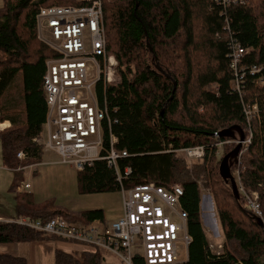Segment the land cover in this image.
<instances>
[{
  "label": "trees",
  "instance_id": "obj_1",
  "mask_svg": "<svg viewBox=\"0 0 264 264\" xmlns=\"http://www.w3.org/2000/svg\"><path fill=\"white\" fill-rule=\"evenodd\" d=\"M0 8V112L6 93L23 81L24 120L0 118L11 125L0 132L6 165L16 170L12 190L24 179L19 167L40 162L43 148L34 142L43 134L48 106L43 90L47 62L57 58L38 37L36 17L43 7L69 6V0H3ZM103 21L107 52L118 61L120 82L97 86L101 106L106 105L113 121L105 122L104 156L110 149L126 151L119 161L124 188L154 183L184 189L181 199L188 214V231L193 241L186 264H264V229L245 206L244 196L236 201L230 184L220 177L221 161L215 145L220 132L234 126L247 127L243 101L257 103L260 123L253 124L254 137L238 161L239 182L244 189L260 195L264 213V77L248 71L243 97L231 89L230 43L236 41L250 50L246 67H264V0H248L246 5L220 9L213 0H103ZM9 111H13L12 109ZM205 146L207 156L190 162L179 157V150ZM214 147V149H213ZM212 149V150H211ZM234 148L223 155L225 157ZM29 159L20 161L19 152ZM126 168L131 169L125 175ZM81 195L120 193L116 172L105 161H96L78 173ZM212 189L217 217L224 237V252L209 250L203 219V190ZM19 214L47 222L63 216L69 223L87 225L105 221L102 210L72 212L55 201L35 205L31 196H21ZM58 240L35 230L0 223V244ZM91 248V247H90ZM1 264H26L23 259L1 256ZM55 264H105L102 251L80 255L58 251ZM134 264H145L136 258Z\"/></svg>",
  "mask_w": 264,
  "mask_h": 264
},
{
  "label": "built area",
  "instance_id": "obj_2",
  "mask_svg": "<svg viewBox=\"0 0 264 264\" xmlns=\"http://www.w3.org/2000/svg\"><path fill=\"white\" fill-rule=\"evenodd\" d=\"M213 1L223 10L248 3V0ZM36 25L39 39L58 57L47 62L43 90L48 111L43 134L34 142L42 146L43 152L49 149L57 154L63 163L79 173L96 161H105L116 172L120 193L124 197L125 214L110 224L101 220L87 225L72 224L63 216L47 222L24 216L15 219L0 217V223L14 224L58 240L83 244L117 258L123 264H134L136 258L143 259L145 264H178L181 246L188 251L193 241L188 231V214L181 204L183 187L180 184L162 187L150 183L124 188L125 178L119 161L127 157V152L115 148L117 138L112 134L110 149L102 155L104 124L107 122L110 129L113 121L107 106L99 103L97 86L100 83L105 87L116 86L120 82L118 61L107 52L103 0H75L74 5L43 7L36 17ZM230 49L231 89L243 97L242 79L246 71L251 75H261L264 67H246L243 59L250 50L236 41L230 43ZM258 82L264 85V77H260ZM242 106L247 127L239 157L251 144L254 137L252 126L260 123L261 117L257 103L243 101ZM1 126L0 131L5 130ZM216 139H220L218 135ZM231 142L237 146L239 139L219 140L214 146L216 154ZM207 151V147L198 146L179 150L178 153L194 162L203 160ZM17 158L20 161L29 159L23 151L18 153ZM36 164L32 162L17 170H34ZM130 173L131 169L126 168L124 174L127 176ZM234 177L240 196H244L246 208L264 222L260 195L244 189L239 182V172ZM21 189L29 191L31 184L21 183L18 190ZM217 248L224 249L223 245ZM214 249L215 246L209 244L211 253L222 254L212 252Z\"/></svg>",
  "mask_w": 264,
  "mask_h": 264
},
{
  "label": "crops",
  "instance_id": "obj_3",
  "mask_svg": "<svg viewBox=\"0 0 264 264\" xmlns=\"http://www.w3.org/2000/svg\"><path fill=\"white\" fill-rule=\"evenodd\" d=\"M0 125L6 129L7 125L10 124L5 122ZM2 154L4 157L3 149ZM78 173L72 166L63 163L54 152L47 153L44 151L41 161L36 164L34 170L24 171V179L19 183V186L21 183H30L31 189L29 191L18 190V186L14 191L12 186L17 172L6 165L4 158L0 162V217L4 219L19 217L18 204L21 202V196L24 195L31 196L35 205L55 201L57 206L72 212L102 210L106 224L117 221L124 216V197L121 193L81 195L78 190ZM91 250L93 248L83 244L62 240L0 244V259L1 256H11L23 259L26 264H55L58 251L80 255ZM103 254L105 264H111L112 261L108 262L111 256ZM188 259L183 264H186Z\"/></svg>",
  "mask_w": 264,
  "mask_h": 264
},
{
  "label": "rangeland",
  "instance_id": "obj_4",
  "mask_svg": "<svg viewBox=\"0 0 264 264\" xmlns=\"http://www.w3.org/2000/svg\"><path fill=\"white\" fill-rule=\"evenodd\" d=\"M72 3H75V0H69ZM4 6V1L0 0V8ZM22 90H23V81H22V75H18L17 80L15 82V86L12 88L11 92L6 93L7 95L4 97V99L1 102V107L4 109V115L0 112V118H11L17 122H21L24 120V110H23V97H22ZM13 111H9V110ZM5 123V122H4ZM2 123V124H4ZM10 124V122H9ZM11 125V124H10ZM9 127V125H7ZM5 126V127H7ZM1 128H4L1 126ZM1 132V131H0ZM45 139V138H44ZM225 141H235V140H225ZM218 142V141H217ZM230 147L235 148L234 142H231V144L225 145L222 150L218 151L216 155V160L221 161L224 157L223 155L227 152V150L230 149ZM48 152H51L49 149L45 150ZM217 152V150H216ZM242 156L239 157L238 167L242 166ZM179 157L184 158L182 154H179ZM4 160L3 154H2V147H1V141H0V162ZM242 169H237L234 171V173H240ZM235 174H233L234 176ZM178 184V183H174ZM173 184V185H174ZM204 194V201H203V219H204V226L206 229V235L207 239L209 240L210 245H214L215 249L212 250V252H220L223 253V250L218 249L217 247L220 245H223L225 243V237L220 225V222L217 217L216 209L217 204L215 202L214 193L212 192V189H206L203 190ZM109 258V257H107ZM188 258V251L184 246H181V252L179 257V263L183 264L187 261ZM112 261V262H111ZM108 262H111V264H123L120 260L114 257H110Z\"/></svg>",
  "mask_w": 264,
  "mask_h": 264
},
{
  "label": "water",
  "instance_id": "obj_5",
  "mask_svg": "<svg viewBox=\"0 0 264 264\" xmlns=\"http://www.w3.org/2000/svg\"><path fill=\"white\" fill-rule=\"evenodd\" d=\"M220 139L227 140H236L239 139V144L229 153L227 154L221 161L219 167V173L222 180L230 184L234 198L236 201H240L241 196L238 191V185L235 180V177L232 174V167L237 163L239 155L242 150V142L245 141V134L241 127L234 126L229 129H226L218 134ZM257 224L264 229V222L261 219L254 217Z\"/></svg>",
  "mask_w": 264,
  "mask_h": 264
}]
</instances>
